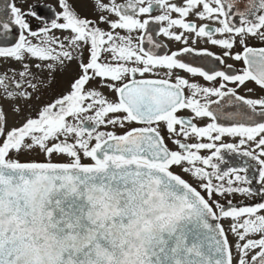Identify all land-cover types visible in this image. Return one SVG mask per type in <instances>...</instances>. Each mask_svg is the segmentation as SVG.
<instances>
[{"label": "snow or ice", "instance_id": "6c2138e0", "mask_svg": "<svg viewBox=\"0 0 264 264\" xmlns=\"http://www.w3.org/2000/svg\"><path fill=\"white\" fill-rule=\"evenodd\" d=\"M0 264H264V0H0Z\"/></svg>", "mask_w": 264, "mask_h": 264}]
</instances>
